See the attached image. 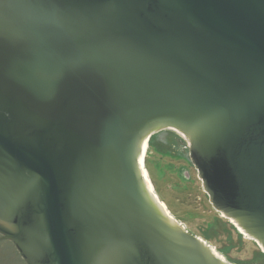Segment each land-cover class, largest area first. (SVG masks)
Returning <instances> with one entry per match:
<instances>
[{
	"label": "water",
	"instance_id": "water-1",
	"mask_svg": "<svg viewBox=\"0 0 264 264\" xmlns=\"http://www.w3.org/2000/svg\"><path fill=\"white\" fill-rule=\"evenodd\" d=\"M166 130L264 252V0H0V234L26 264H230L145 178Z\"/></svg>",
	"mask_w": 264,
	"mask_h": 264
},
{
	"label": "rangeland",
	"instance_id": "rangeland-1",
	"mask_svg": "<svg viewBox=\"0 0 264 264\" xmlns=\"http://www.w3.org/2000/svg\"><path fill=\"white\" fill-rule=\"evenodd\" d=\"M176 135L182 138L171 130L161 131L152 135L147 142L142 166L154 194L174 220L212 247L228 263L264 264V252L256 243L252 239L243 237L227 218L212 209L193 172H191V183L183 180L180 182L176 172L165 166L167 163L175 165L180 163L171 156L174 151L170 145L171 140L179 139ZM182 148H185L184 145H181V151L188 159V148ZM177 149L180 151L179 148ZM158 161H161V166L156 165ZM23 261L25 262L24 259Z\"/></svg>",
	"mask_w": 264,
	"mask_h": 264
},
{
	"label": "flooded vegetation",
	"instance_id": "flooded-vegetation-1",
	"mask_svg": "<svg viewBox=\"0 0 264 264\" xmlns=\"http://www.w3.org/2000/svg\"><path fill=\"white\" fill-rule=\"evenodd\" d=\"M177 138H179V139H176V141H174V139L171 140L170 145L174 149V151L171 153V156L173 159H176L178 162H180L182 164L177 163V165H175V164L167 163V165H165V166H168L169 169H172L176 172L177 178L180 182L183 180V181H187V182L191 183L190 182L192 179L191 172H193L194 176L197 179H198V173H197L196 169L194 168V166L192 165V163L190 161V157H188V159H187L182 154L181 145H184V147H185L182 149L187 148L185 141L178 136H177ZM174 142H175V144H174ZM176 148H179L180 151L178 149L176 150ZM144 156H145V154H144ZM183 162H185V164ZM156 165L161 166V161H158L156 163ZM198 181L201 184V181L199 179H198ZM200 188L204 192L202 185H200ZM204 194H205V198L207 199V201L210 204V206L212 207V209L215 210L213 208V206L211 205V203L209 202V199H208L205 192H204ZM0 264H25V262L23 261L19 252L16 250L13 243L11 241L5 239L1 234H0Z\"/></svg>",
	"mask_w": 264,
	"mask_h": 264
},
{
	"label": "bare ground",
	"instance_id": "bare-ground-1",
	"mask_svg": "<svg viewBox=\"0 0 264 264\" xmlns=\"http://www.w3.org/2000/svg\"><path fill=\"white\" fill-rule=\"evenodd\" d=\"M171 131H173V132H175L174 130H171ZM175 133H177V132H175ZM178 134V133H177ZM154 135V134H153ZM179 135V134H178ZM152 136V135H151ZM150 136V137H151ZM179 136H181V135H179ZM150 137H148L147 139H146V142H145V144H144V149H143V154H142V158H141V165H142V162H143V158H144V154H145V151H146V147H147V142H148V140H149V138ZM182 137V136H181ZM183 138V137H182ZM184 139V138H183ZM143 167V166H142ZM144 170V169H143ZM144 173H145V170H144ZM145 178L149 181V179H148V176H147V174L145 173ZM150 182V181H149ZM151 184V183H150ZM151 187H152V185H151ZM152 189H153V187H152ZM153 193H154V190H153ZM253 241V240H252ZM213 251H215L214 249H213ZM215 253H216V251H215ZM217 254V253H216ZM217 256H219L218 254H217ZM220 257V256H219ZM222 258V257H221ZM222 259H224V258H222ZM225 260V259H224Z\"/></svg>",
	"mask_w": 264,
	"mask_h": 264
},
{
	"label": "trees",
	"instance_id": "trees-1",
	"mask_svg": "<svg viewBox=\"0 0 264 264\" xmlns=\"http://www.w3.org/2000/svg\"><path fill=\"white\" fill-rule=\"evenodd\" d=\"M150 145H151V144L149 143V148H150ZM146 150H147V147H146ZM154 186H155V185H154ZM155 190H156V188H155Z\"/></svg>",
	"mask_w": 264,
	"mask_h": 264
}]
</instances>
